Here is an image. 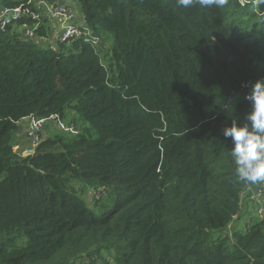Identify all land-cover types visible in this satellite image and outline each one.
Instances as JSON below:
<instances>
[{"label":"trees","instance_id":"obj_1","mask_svg":"<svg viewBox=\"0 0 264 264\" xmlns=\"http://www.w3.org/2000/svg\"><path fill=\"white\" fill-rule=\"evenodd\" d=\"M78 2L97 44L26 37L43 16L0 31V264H264V183L238 180L222 135L264 79V0ZM70 108L78 131L48 120L23 155L24 120Z\"/></svg>","mask_w":264,"mask_h":264},{"label":"built area","instance_id":"obj_2","mask_svg":"<svg viewBox=\"0 0 264 264\" xmlns=\"http://www.w3.org/2000/svg\"><path fill=\"white\" fill-rule=\"evenodd\" d=\"M240 1L244 2V0ZM29 2L33 4L34 0H29ZM36 5V9L32 8L31 5L26 8L16 7L14 9H0V20H3L2 28L4 29L11 20L17 18L21 14L31 15L35 19H41L43 16L55 23V29L51 30L46 36L41 35L40 37H37L35 29L39 26V23H36L33 27L26 26L23 29V33L26 37L37 42L42 40L43 45L49 46V48H57L58 44L62 42L81 38L85 41L92 42L93 44H97L99 42V38L95 37L91 33L90 28L85 24L84 20L80 21L82 18L79 17L76 8L72 4L58 2L49 4L46 0H37ZM48 120H54V123H56V125L61 129L75 132L78 131L76 126L73 124L72 126H67L58 115H52L51 118H28V122L25 126V132L28 133L33 145L30 148L24 149L23 155L27 156L34 152L35 145L40 140V132L42 131V127ZM254 190L256 193L255 195H250V199L255 201L256 206L259 207L258 213L263 214L264 184L256 185Z\"/></svg>","mask_w":264,"mask_h":264},{"label":"clouds","instance_id":"obj_3","mask_svg":"<svg viewBox=\"0 0 264 264\" xmlns=\"http://www.w3.org/2000/svg\"><path fill=\"white\" fill-rule=\"evenodd\" d=\"M179 7L222 8L228 0H176ZM245 99L250 110L244 122L232 121L222 129L225 140L231 141L230 155L239 181L264 183V79L252 83Z\"/></svg>","mask_w":264,"mask_h":264},{"label":"rangeland","instance_id":"obj_4","mask_svg":"<svg viewBox=\"0 0 264 264\" xmlns=\"http://www.w3.org/2000/svg\"><path fill=\"white\" fill-rule=\"evenodd\" d=\"M68 1H70L71 3H73V4H75L76 6H75V8H76V11L78 12V15H79V17H83L82 16V11H81V9H80V5H79V2H78V0H68ZM74 6V5H73ZM80 21H82V19H80ZM44 46V45H43ZM45 47H47V48H49V46H45ZM76 118H80V115L78 114V113H76L75 111H73L71 108L70 109H68V110H66V113H65V120H63L64 122H65V124L67 125V126H72V124L71 123H69V122H71V121H73L74 119H76ZM67 121V122H66ZM78 123H79V126L80 125H82V120H80L79 119V121H78ZM24 124H26V123H24ZM74 125V124H73ZM75 126V125H74ZM23 129H24V126H23ZM61 129V128H60ZM62 130H65V131H70L71 132V130H66V129H62ZM21 132H22V130H21ZM4 177V173H2V172H0V179H2ZM255 190L254 189H252L251 190V193H250V195H255ZM94 194H95V190H94V192L93 191H90V194H89V196L90 197H88L89 198V202H90V204H89V202H88V204H89V206H91V205H93V196H94ZM248 203H249V207L251 208V207H253V205H256L255 204V202L252 200V201H249L248 200ZM91 207H94V206H91ZM94 211L97 213V214H100L101 213V210H99V209H95L94 208ZM250 219V217H241L238 221H237V223L239 224V225H243L246 221H248ZM245 225V224H244ZM243 225V226H244Z\"/></svg>","mask_w":264,"mask_h":264},{"label":"crops","instance_id":"obj_5","mask_svg":"<svg viewBox=\"0 0 264 264\" xmlns=\"http://www.w3.org/2000/svg\"><path fill=\"white\" fill-rule=\"evenodd\" d=\"M60 1L72 4V5H74V7L76 6L75 4L71 3L68 0H60ZM49 27L51 28L50 31L55 29V23L53 21H50V19H49ZM27 122H28V119H25L24 123H27ZM15 149H17V145L15 146Z\"/></svg>","mask_w":264,"mask_h":264},{"label":"water","instance_id":"obj_6","mask_svg":"<svg viewBox=\"0 0 264 264\" xmlns=\"http://www.w3.org/2000/svg\"><path fill=\"white\" fill-rule=\"evenodd\" d=\"M8 17V16H7ZM2 22H3V20H0V31H2L3 30V28H2ZM28 119V118H27Z\"/></svg>","mask_w":264,"mask_h":264}]
</instances>
